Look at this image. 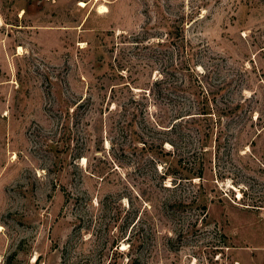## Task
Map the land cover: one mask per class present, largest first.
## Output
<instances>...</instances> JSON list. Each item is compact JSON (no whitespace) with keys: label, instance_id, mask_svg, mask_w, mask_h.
<instances>
[{"label":"rangeland","instance_id":"rangeland-1","mask_svg":"<svg viewBox=\"0 0 264 264\" xmlns=\"http://www.w3.org/2000/svg\"><path fill=\"white\" fill-rule=\"evenodd\" d=\"M0 264H264V0H0Z\"/></svg>","mask_w":264,"mask_h":264},{"label":"trees","instance_id":"trees-1","mask_svg":"<svg viewBox=\"0 0 264 264\" xmlns=\"http://www.w3.org/2000/svg\"><path fill=\"white\" fill-rule=\"evenodd\" d=\"M179 47L183 49L181 46ZM173 49L174 48H172L171 53L173 52ZM188 53H190V51H187V52L184 51L185 56H187ZM186 62H187L186 64L181 62L179 69L182 71L184 69L190 70V73L194 72V70L191 69L188 63L189 59H187ZM176 69L177 68L174 67L173 61H168V66H165V69H164V72H165L164 75L161 77V79H158L155 84H161L164 82L170 85V82H166V78L168 74L170 76L172 75L170 74L169 70L176 71ZM197 83H198V88H199V94L202 95L201 97L202 104L200 105L199 109L195 111V113H191L192 112L190 109L192 108L191 105L184 106V104L179 103L180 100L175 101V99H173L172 101L175 103L176 109L173 110L174 115L171 117L169 126H167L168 128L167 131H176L177 129H181L183 127V122L185 119L193 120V118H196V115H198L197 118H203L201 119V121H205L204 122L205 124L198 125V131H224L225 128L223 127L224 125H222V120L225 117L230 116V114H232L233 112H235L236 108H233L229 106L228 104L225 105V108H219L217 104H214L216 95L220 91L224 92V88L220 87V88H215L213 90H208L202 84V81H199V82L197 81ZM220 134L221 133H219V136H216L214 139L215 155H218L219 150L221 148V144L219 142ZM204 136H205L204 138H202L201 140H198V142L196 143L198 145L195 149H185L187 147H183L184 150L181 151L180 153L178 152V149H177V152H176L177 154H175L174 145L170 143L174 152L168 151L164 154L171 155L172 159L174 160L175 165H174V168L169 169L170 167H168L167 169H165V171H161L158 174L160 179L162 180V183H161L162 189L168 190V191H170V189H172V191L180 190L183 187L184 183H191L193 179L197 178L198 181H203L204 171H205V161H204V155L206 152L205 147H208L207 142H208L209 135L208 133H204ZM185 144H188V143H185ZM189 144L191 143L189 142ZM161 149L163 150V144L161 146ZM154 161L157 162L155 159ZM166 179H170L171 181V185L169 187L164 184V181ZM168 206L170 207L171 205H168ZM202 207L205 209L204 206Z\"/></svg>","mask_w":264,"mask_h":264}]
</instances>
